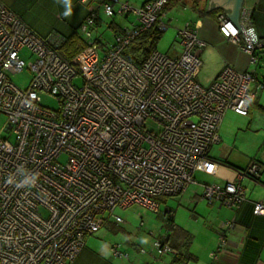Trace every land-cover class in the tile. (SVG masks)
Segmentation results:
<instances>
[{
  "label": "built area",
  "instance_id": "1",
  "mask_svg": "<svg viewBox=\"0 0 264 264\" xmlns=\"http://www.w3.org/2000/svg\"><path fill=\"white\" fill-rule=\"evenodd\" d=\"M82 1L89 3L79 25L87 44L70 60L58 41L36 34L0 2V116L5 119L0 264H74L88 236L108 221L124 223L117 209L140 204L158 212L155 197L182 195L194 182V170L220 141L224 114L246 115L255 96L253 73L229 64L209 86L196 81L202 66L197 50L204 43L190 21L177 31V56L153 49L136 64L123 54L153 25L165 30L167 0H146L140 7L122 0ZM99 9L105 17L134 16L130 26L114 31L105 49L91 37ZM239 23L242 31L222 14L217 19L219 31L254 64L264 39L245 8ZM23 49L29 52L27 62L20 56ZM24 69L31 77L20 88L10 75ZM41 92L53 96L58 107L40 105ZM260 171L252 159L233 180L204 184L199 198L235 206L245 200L240 180L255 179ZM253 213L264 215V202H254ZM233 225V220L222 223L225 229ZM143 226L141 219L138 227ZM225 240L221 234L216 252ZM111 250L119 253L117 245ZM151 250L176 254L156 237Z\"/></svg>",
  "mask_w": 264,
  "mask_h": 264
},
{
  "label": "crops",
  "instance_id": "2",
  "mask_svg": "<svg viewBox=\"0 0 264 264\" xmlns=\"http://www.w3.org/2000/svg\"><path fill=\"white\" fill-rule=\"evenodd\" d=\"M95 1L100 3L102 0ZM123 1L140 7L146 0ZM184 1L185 5L176 6L196 14V18L191 22L196 24L198 37L204 43V46L197 50V54L201 58L202 66L205 65L210 73L206 84L210 85L227 64L240 72L251 71L255 77L252 85L255 96L250 102L248 113L241 115L228 110L224 114L218 129L219 143L210 149L209 156L194 170V182L177 198L179 201L176 207L169 205V200L164 198L163 210H160L161 204L158 203V212H154L155 215L144 214L145 217H140L142 220L146 218L149 227L157 229L156 238L178 247L182 255L188 254V258H178L177 251V255L156 254L151 250L152 242L150 236L145 233L146 229L138 228L137 221L125 219L123 225L108 221L88 236L74 264H264V215L253 213L254 202H264V88L257 89V84H264V47L256 50L258 60L252 64L238 45L219 31V15L226 17L222 7L214 6L206 10L208 0ZM192 1H196L198 9H204L205 13L217 11L215 18L205 13L197 14L192 8ZM0 2L21 17L41 37H52L61 45L75 31L84 42L87 41L79 30V25L88 12V1ZM242 8L251 12L252 25L257 35L264 39V0H243ZM169 9L165 11V17ZM188 21L190 20H185ZM110 27L113 33L119 28L112 24ZM94 40H98L101 49L112 44V40L108 45L103 43L100 37H95ZM179 51L180 46L173 56H177ZM239 130L250 133L251 138L261 137L262 143L245 153L242 146L238 145L237 139L231 137L232 131L236 134ZM252 159L258 161L261 171L255 179L244 177L240 180L245 193L244 201L227 207L216 202H204L199 198L204 184L223 185L226 181L233 180L235 171L244 168ZM227 220L234 222L229 229L222 227V223ZM221 234H224L226 242L216 252ZM112 245H117L118 254L112 252ZM141 248L145 251L140 252ZM213 252L217 253L215 258L212 257ZM125 253L127 256L121 255Z\"/></svg>",
  "mask_w": 264,
  "mask_h": 264
},
{
  "label": "rangeland",
  "instance_id": "3",
  "mask_svg": "<svg viewBox=\"0 0 264 264\" xmlns=\"http://www.w3.org/2000/svg\"><path fill=\"white\" fill-rule=\"evenodd\" d=\"M123 1V0H122ZM133 3V2H132ZM167 16L162 20V24H166L165 30L162 31L161 37L157 42L156 49L162 53H165L169 56H173V53L179 50V39L177 38V31L183 27L185 24V20H190V22L193 20V18H196V14H192V12L189 9H183L180 6H173L171 9L167 11ZM134 20L133 15H129L128 18L122 17L120 15H113L112 17H105L100 9L99 11V19L95 23V25L91 26V32H92V39L95 37H100V40L107 44L113 40V30L110 27L112 25H116L118 27H128L130 26V22ZM99 21V22H98ZM111 23V24H110ZM99 24V25H98ZM98 25V26H97ZM96 26V27H95ZM94 27L96 29H94ZM20 56L27 62L29 60V52L27 49H23L20 52ZM262 60H264V57H262ZM210 73H208V70H206V66H202L200 74L196 76V80L199 84H202V86L207 87L209 86L207 83L208 77ZM30 72L27 69H24L21 72H18L16 74L10 75V78L14 84H16L20 88H25L30 80ZM40 105L47 107L49 109H56L58 107L57 101L53 96H50L49 94L40 93ZM5 124V119L3 116H0V136L4 135V132L2 130L3 126ZM236 131V130H233ZM232 131V138H236L238 141V145L240 147L242 146L243 151L247 153L248 151H251V149L254 148V146H258L262 143L261 137H252L250 133H246L244 130H239L236 134ZM230 132V131H229ZM231 133V132H230ZM239 139V140H238ZM255 139V140H253ZM238 147V146H237ZM180 197V195L169 197V196H158L155 197V200L161 204L160 210H163L165 208L163 204V199H168V204L171 206L176 207L177 202L179 201L177 198ZM204 202H206L204 200ZM116 213L120 214L122 218L130 219L133 221H137V227L139 225V221L141 220L140 217L144 216V214H152L155 215L154 212H152L150 209L143 207L138 204H134L132 206H129L125 209H117ZM144 226L141 228V230L146 229L145 233L147 236H150L151 242L155 238L157 234V229L154 227H149L146 223V218H144ZM123 225V224H121ZM115 226V225H114ZM139 228V227H138ZM148 230H152L154 232V235H149Z\"/></svg>",
  "mask_w": 264,
  "mask_h": 264
},
{
  "label": "trees",
  "instance_id": "4",
  "mask_svg": "<svg viewBox=\"0 0 264 264\" xmlns=\"http://www.w3.org/2000/svg\"><path fill=\"white\" fill-rule=\"evenodd\" d=\"M193 10L201 15L205 13L204 9H198L196 1H192ZM185 5L184 0H167L166 4L162 8V12L176 5ZM217 11H210L205 14L210 15L215 18ZM111 24V23H110ZM161 29L156 25H153L145 32L141 33L131 44H129L124 50L123 54L136 64H140L146 58V56L153 50L156 49L157 42L162 34ZM98 43V40H95ZM87 42H84L77 32H73L69 37H67L63 43L59 46L61 54L68 60L75 56L82 48L86 46ZM171 245V244H170ZM178 252V258L184 256L185 259L188 258V254L182 255L180 249L176 246L171 245ZM176 252V255H177Z\"/></svg>",
  "mask_w": 264,
  "mask_h": 264
},
{
  "label": "water",
  "instance_id": "5",
  "mask_svg": "<svg viewBox=\"0 0 264 264\" xmlns=\"http://www.w3.org/2000/svg\"><path fill=\"white\" fill-rule=\"evenodd\" d=\"M242 1L243 0H208L206 10L214 6L222 7L226 17L236 25L238 30L242 31L239 23L240 12L242 10ZM242 36L245 38L243 32Z\"/></svg>",
  "mask_w": 264,
  "mask_h": 264
}]
</instances>
